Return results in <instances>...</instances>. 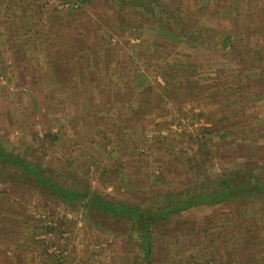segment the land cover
Segmentation results:
<instances>
[{"label": "rangeland", "instance_id": "rangeland-1", "mask_svg": "<svg viewBox=\"0 0 264 264\" xmlns=\"http://www.w3.org/2000/svg\"><path fill=\"white\" fill-rule=\"evenodd\" d=\"M160 3L190 38L159 32L158 12L137 0H0V135L63 184L142 207L192 187L180 163L204 127L217 151L196 188L214 189L224 172L263 179L264 0ZM164 70L174 94L157 107ZM186 71L191 86L180 88ZM41 193L0 166V264H142L121 219ZM155 228L152 264H192L191 254L196 264H264V195Z\"/></svg>", "mask_w": 264, "mask_h": 264}, {"label": "trees", "instance_id": "trees-1", "mask_svg": "<svg viewBox=\"0 0 264 264\" xmlns=\"http://www.w3.org/2000/svg\"><path fill=\"white\" fill-rule=\"evenodd\" d=\"M137 1L142 2V4L147 7L150 5L152 11H155L154 14H156V11L158 12L156 24L159 32L165 35H173V41L177 42L175 39L181 31L184 32L181 33L184 34L186 38L192 36L191 32L188 30H178L180 26L179 23L175 21V11L165 9L160 3L161 0ZM216 3L220 5V2ZM13 5V3H7L5 8L10 10ZM50 36L52 40L49 42V45H54L53 47H56L58 44L61 45L59 36L55 32ZM231 42L230 35H226L223 40V47H226L228 44L230 45ZM62 49L65 50V57H67L64 62L68 64L71 61L72 54H68L67 51L69 48H66L65 45H62ZM190 67L193 68L194 66H189L188 69H190ZM189 71H186L187 75H184V81L179 83L180 88H184L186 84L187 86H191V83H189L187 79L188 75H190ZM162 78L163 84L157 82L160 89L158 98L157 100L155 99L154 103L157 107L160 106L161 103H165L168 97H173L174 94V90L171 88L173 85L172 80L168 77L165 70ZM258 80L259 79H246L243 85L250 88L251 85L254 86L260 83ZM236 88H241L239 83L236 84ZM131 121L133 122L132 119ZM202 131L203 132L197 136L189 133L187 148L190 151L186 152L188 154L186 161L180 163V165L183 164L186 167L184 174L191 175L192 173V187L176 192V194L169 193L164 202H159L153 205V207H142L140 205L128 203L125 199L114 198L110 193L94 190L89 191L88 189L81 190L75 185H65L60 181V178L54 176V173L47 171L40 160L36 161L31 159L29 153L22 148L23 146L16 145L17 143L13 138L1 135L0 166H2L3 169L11 170L15 175L16 181L22 184L32 183L36 185V188L46 197L53 199L58 198V202L76 203L81 208L88 211H95L97 214L108 216L109 218L118 217L123 223L128 225L125 230V237L127 240H131L132 250L142 264H152L153 249L155 242L157 243L155 227H157L160 222L168 220L173 215H181L182 212L192 208L219 207L220 205H226L235 201L238 202L251 196L264 195V178H259L258 173L254 174L250 169H248L250 171H246V180H238L236 176H232V173L224 172L218 175V184L214 189L205 191L195 187L197 182L200 181L199 175L202 176L207 169L206 166L212 164L217 151L213 146H208L209 140L206 135L211 134L212 129L204 127ZM60 134L61 129H57L54 133V138H59V140L62 139L64 141L66 135ZM67 140H73V138L67 136ZM191 176L190 179H192ZM187 178H189V176ZM15 217L16 216H14V219ZM63 218L64 216L58 217V219L56 218V228L61 229L62 232L65 230L62 229L63 226L66 225ZM11 233L9 235H11ZM3 242H5V239H3ZM186 242L184 245H186ZM190 257L193 259L192 264H196L195 260L197 257L193 254H191Z\"/></svg>", "mask_w": 264, "mask_h": 264}]
</instances>
